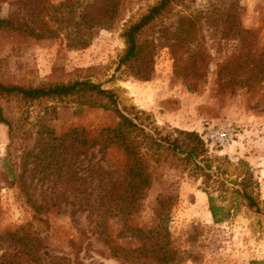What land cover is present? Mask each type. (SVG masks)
Masks as SVG:
<instances>
[{"label": "rangeland", "instance_id": "obj_1", "mask_svg": "<svg viewBox=\"0 0 264 264\" xmlns=\"http://www.w3.org/2000/svg\"><path fill=\"white\" fill-rule=\"evenodd\" d=\"M49 1L57 4L64 0ZM158 1L122 0L120 21L112 29L98 32L85 48L69 46L72 39L66 37V31H61L59 38L34 39L0 30V82L39 87L90 80L103 89L112 90L119 106L130 109L131 117L141 112L140 120H146L164 133L174 129L200 133L211 122L234 124L237 137L233 144L226 148L210 143L207 146V157L212 161L209 177L193 173L190 166L168 165L162 156L161 165L153 172L152 186L143 208L134 221L150 226L154 217L151 208L156 197L167 195L174 199L167 225L169 248L176 252L175 264L264 262V83L254 90L226 86L217 75V63L232 52L234 43L219 44L212 40L205 43L209 55L207 73L197 82L174 76L173 61L167 48L155 50L147 80L139 79L137 69L128 65L117 70L125 49L123 30ZM206 1L185 0L184 5L196 9ZM237 1L242 26L253 32L256 37L253 46L261 50L264 45V0ZM71 5L74 9L75 0ZM14 10L13 0L0 1L1 18H8ZM152 28L142 34V40L152 39ZM0 118L10 124L0 121V170L3 159L15 160L22 149L33 148L37 132L56 138L70 127H78L95 136L101 129L113 128L118 122L114 112L85 105L78 96L32 102L2 96ZM79 160H82L79 168L99 161L115 177L121 174V151L114 147L103 158L98 148H94ZM38 178L32 182L31 187L35 189L31 194L43 208L41 218L48 223L33 219L34 212L19 187H11L0 178V238L30 222L32 232L43 239L40 256L47 260L64 256L71 260L77 258L82 264H156L148 258L129 263L114 257L110 244H135L128 238L116 239L119 219L111 218L107 223L106 233L112 240L109 244L97 231L88 211L76 210L71 215L76 208L56 200L57 193L64 187L62 183L51 176L43 181ZM90 182V179L86 182L88 188L92 187ZM241 182L258 204V211L247 207L236 191ZM209 196L217 208V222L210 211ZM75 198L69 195V201L74 202ZM12 249L0 240V258L2 254L13 253ZM6 260L13 264L15 259L7 257Z\"/></svg>", "mask_w": 264, "mask_h": 264}, {"label": "trees", "instance_id": "obj_2", "mask_svg": "<svg viewBox=\"0 0 264 264\" xmlns=\"http://www.w3.org/2000/svg\"><path fill=\"white\" fill-rule=\"evenodd\" d=\"M184 2L159 0L136 22L128 25L122 33L125 49L116 69L128 65L137 69L139 79L147 80L152 71L155 50L167 48L173 61L174 76L184 81L197 82L206 75L209 66L206 40L219 44L233 42L232 52L217 63L219 79L226 86L246 90H254L263 84L264 45L261 50L253 46L256 37L251 30L243 28L238 1L207 0L196 9L184 5ZM71 3L72 0L57 4L49 0H13L15 10L8 18L0 17V30L34 39L59 38V33L66 31V37L72 39L69 46L85 48L98 32L112 29L120 21L122 0H75L74 9ZM180 6L185 9L178 10ZM149 28L154 30L152 39L142 40V34ZM2 96H15L26 102L78 96L83 104L110 110L118 118L113 128H103L95 136L78 127H70L56 138L37 132L32 149H22L15 160L10 157L2 160L0 178L11 187H19L25 202L34 212L33 219L48 223L41 218L43 208L33 200L31 191L35 187L31 185L36 177L43 181L51 176L64 186L57 193L56 200L75 207L71 215L76 210L88 211L90 220L109 244L112 240L106 233L107 223L111 218L119 219L120 230L116 239L128 238L134 240L135 244H110L114 257L129 263L148 258L156 264H175L176 252L169 248L170 233L167 225L173 197L163 194L156 197L151 208L154 217L150 226L136 224L134 218L143 208L152 186L153 172L161 165L162 156L168 165H183L184 168L190 166L193 173L211 176L212 161L207 157V146L200 133L180 129L164 133L146 120H140L141 112L131 117L132 113L128 112L130 109L119 106L112 90L103 89L100 84L90 80L39 87L0 82ZM113 147L121 151L120 176L115 177L99 161L94 165L78 167L82 164L79 158H85L90 150L98 148L103 158ZM88 179L91 188L86 185ZM243 184L239 183L240 188L236 191L246 201L247 207L258 211V204L245 191ZM69 195L76 197L74 202L69 201ZM209 201L210 211L217 222V208L212 204L211 196ZM32 229L33 224L28 222L0 238L7 242V247L13 248V253L1 255L0 264H12L6 260L7 257L15 259L13 264H82L77 258L71 260L57 256L47 260L41 257L39 247L44 242L40 234L32 232ZM250 264L264 262L252 261Z\"/></svg>", "mask_w": 264, "mask_h": 264}, {"label": "built area", "instance_id": "obj_3", "mask_svg": "<svg viewBox=\"0 0 264 264\" xmlns=\"http://www.w3.org/2000/svg\"><path fill=\"white\" fill-rule=\"evenodd\" d=\"M208 125L200 132L206 146L210 143L219 148H226L235 142L237 137L236 126L231 122H211Z\"/></svg>", "mask_w": 264, "mask_h": 264}]
</instances>
